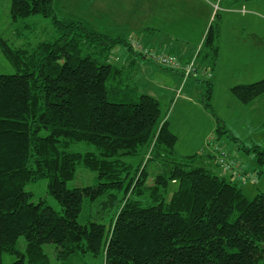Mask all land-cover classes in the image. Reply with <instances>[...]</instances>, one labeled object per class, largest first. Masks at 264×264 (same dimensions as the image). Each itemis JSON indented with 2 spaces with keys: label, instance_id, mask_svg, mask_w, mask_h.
Instances as JSON below:
<instances>
[{
  "label": "trees",
  "instance_id": "trees-1",
  "mask_svg": "<svg viewBox=\"0 0 264 264\" xmlns=\"http://www.w3.org/2000/svg\"><path fill=\"white\" fill-rule=\"evenodd\" d=\"M36 14L53 19L56 39L17 47L0 35L17 70L0 73V264L5 253L17 256L9 264H51L46 243L56 244L60 260L81 252L102 254L104 264H264V193L247 197L233 179L207 165L209 151L178 153V136L159 99L126 80L128 63L135 66L132 53L140 54L131 38L60 19L55 0H11L13 20ZM221 15L214 13L197 52L208 75L219 63ZM120 45L132 53L113 62L110 54ZM230 89L250 104L264 95V77ZM218 130L228 132L225 125ZM76 143L96 150H75ZM253 150L262 174L264 147ZM151 160L171 167L149 182ZM79 166L96 171L98 182L68 187ZM243 173L244 180L251 178ZM43 178L61 209L34 201L26 189ZM85 197L116 201L108 226L79 222ZM22 235L26 251L17 247Z\"/></svg>",
  "mask_w": 264,
  "mask_h": 264
},
{
  "label": "rangeland",
  "instance_id": "rangeland-1",
  "mask_svg": "<svg viewBox=\"0 0 264 264\" xmlns=\"http://www.w3.org/2000/svg\"><path fill=\"white\" fill-rule=\"evenodd\" d=\"M215 2L216 0L212 2V11L215 10ZM191 4H193L192 12L195 14L193 17L187 9L191 7ZM255 4L256 9L259 10L250 8L246 2L244 6L264 13V2ZM203 6L206 5L200 0H195L193 3L189 0H55L56 12L60 19H79L100 33L110 37L122 35L125 38L140 39L144 46L150 48H152L153 38L164 43L169 40L192 49L196 42H184L181 39L182 30L190 33L189 38L196 35L197 24L202 21L200 17L205 19L207 15ZM220 12L223 13L221 10ZM226 14L232 15L224 17L223 44L225 45L223 49H229L226 46L231 48L238 41L244 46L252 47L254 51L259 50L257 55L252 53L251 60L247 62L242 54L243 59L233 61L231 65L229 62L226 65L214 67L212 72L208 70L210 75L204 73L206 66H202L198 74L200 77L195 80L196 82L194 80H191V83L186 82L179 93L178 89L183 84V76L181 77L177 71L166 69L148 60L140 52L136 56L127 46L120 45L112 51L110 60L123 63L128 54L132 53L138 63L143 62L141 66L136 64L131 67V63H128L126 80L140 93H148L159 99L163 115L170 121L172 131L178 136L176 149L179 154H206L209 151L219 160L224 157V149L227 153L226 158L235 157L245 165L256 166L257 181L248 178L244 184H241L247 197L252 199L257 194L264 193V172L259 174L257 171L260 166L256 161V151L253 150L255 145L264 147V97L245 104L232 93L230 88L236 84L250 83L264 77V21L255 22L254 25L249 24V29L246 30L240 24L241 20H233V18H239L240 14ZM0 35L11 45L19 47L54 40L59 36V32L53 19L41 14L13 20L11 0H0ZM156 45L163 49L162 51H167L160 44L156 43ZM120 49L124 51V54L119 52ZM178 53L180 57L181 52ZM250 70H255L256 74H245ZM16 71L0 47V73L13 74ZM209 82L213 89L211 98H207ZM219 125H225L228 132L220 133ZM47 133V130L43 131V134ZM233 135L238 139H233ZM73 149L84 152L95 151L96 147L88 143H76ZM147 167L150 172L149 182H152L158 173L169 169L171 164L151 160ZM97 182L96 171L79 166L76 177L67 185L72 188L94 185ZM172 187L175 188V185ZM26 189L33 193L34 201L44 199L54 208H62L49 193L47 178L28 183ZM115 203L116 201L108 204L102 201L92 203L89 197H85L78 220L82 224L92 220L108 226ZM17 247L20 251H26V239L23 235L18 239ZM44 249L50 257L51 264H104L102 254L94 256L90 253L77 252L65 260H60L56 256V244L46 243ZM16 259L15 254L3 255L5 264Z\"/></svg>",
  "mask_w": 264,
  "mask_h": 264
},
{
  "label": "crops",
  "instance_id": "crops-1",
  "mask_svg": "<svg viewBox=\"0 0 264 264\" xmlns=\"http://www.w3.org/2000/svg\"><path fill=\"white\" fill-rule=\"evenodd\" d=\"M191 3H193V1L195 0H189ZM199 1V0H198ZM202 1L206 6H203L204 10H206L207 12V19L205 17L200 19L202 21H199V23L197 24L198 30L196 31V35L192 36L189 38L190 33L189 32H185L182 30L183 33V37H181V39L184 42H196L194 47L192 49H188L186 48V46H181L179 43L175 44L173 42H170L169 40L167 42H163V41H157V40H153L152 44V48L157 49L162 51L163 49H160L159 47H156V43L160 44L162 46V48H164L165 52H172L175 54H179L178 52H181L180 54V58L183 61H186L188 59H190L192 56H194L198 50L200 49L201 45L203 44L205 35L207 33L208 27H209V22L211 21V19H213V15H214V10L212 11V2L215 0H200ZM247 3L248 5H250V8H254L255 10H259L256 9V4L257 2H264V0H221L220 4H221V11L223 12L221 15L222 18V25H223V21H224V17L226 18V15H232V14H226V13H236V14H240L238 15L239 18H233V20H241L240 24H242V26L247 30L249 29V24L250 25H254L255 22L258 21H264V13H259L257 11H253L250 10L247 6H244V3ZM242 5V6H240ZM262 5V4H261ZM263 7V5H262ZM193 8V4H191V7H187L188 9V13L190 14L191 17L195 16V14L192 12ZM206 8V9H205ZM211 9V11H210ZM261 11V10H260ZM264 11V10H263ZM197 13V12H196ZM211 13V15H210ZM192 14V15H191ZM224 26V25H223ZM223 30H222V42H221V47H220V58H219V63L218 65H226L230 62V65L232 64L233 61H238L243 59L242 54L245 56L244 60L250 61L251 60V54L253 53L255 56L257 55L256 53L259 50L254 51L255 49H253L252 47L249 46H244L242 43L236 41V44L232 45L231 48L229 46H226V48L229 49H223L224 45L223 44ZM151 40V39H150ZM156 45V46H155ZM119 52H122V49L119 50ZM122 54H124V51L122 52ZM131 54H128V57ZM117 56H119V54H117ZM134 57H131V60ZM132 63H135V65L137 64L138 66L143 65V62H137V58H135V60H132ZM218 65L216 66V68L218 67ZM229 65V66H230ZM264 71V70H263ZM179 74L182 77V74L179 72ZM245 74H256L255 70H250L248 72H245ZM260 74V73H259ZM258 74V75H259ZM200 76H193L192 78H189L186 82L187 83H191V80H197ZM185 82V83H186ZM196 82V81H195ZM184 83V84H185ZM182 84L181 87L184 85ZM264 95L262 97H258L257 99H255L254 101H257L260 98H263ZM253 101V102H254ZM251 102V103H253ZM218 144H222V143H218ZM210 154V153H208ZM211 156H209V158H207L206 163L207 165H210L211 167H213L217 172H219L220 174L225 175L226 177L233 179L237 184H239L241 187V184H244V179H243V175L245 173L248 174L249 177L253 178L255 177V170H256V166L254 165H245L243 162H240L237 158H233L231 155V159H235L238 163L240 168L243 170V172H238V168L237 165H235L233 168L224 171V169L217 163L218 162V158H215V155L213 153L210 154ZM257 173V172H256ZM255 175V176H254ZM258 175V174H257ZM258 176H256L257 178Z\"/></svg>",
  "mask_w": 264,
  "mask_h": 264
},
{
  "label": "built area",
  "instance_id": "built-area-1",
  "mask_svg": "<svg viewBox=\"0 0 264 264\" xmlns=\"http://www.w3.org/2000/svg\"><path fill=\"white\" fill-rule=\"evenodd\" d=\"M221 0H216L214 3V12L221 10ZM131 43L134 49L144 55L145 58L157 63L160 66L169 68L174 71L181 72L183 76V83H185L191 76L199 74L200 65L198 63L197 53L190 59L183 61L177 54L167 53L154 48L144 46L140 39L131 38ZM207 71L205 70L204 73ZM181 89L178 90V93ZM224 157L219 159L224 171L233 168L236 164L233 159L226 158L227 153L223 151Z\"/></svg>",
  "mask_w": 264,
  "mask_h": 264
}]
</instances>
